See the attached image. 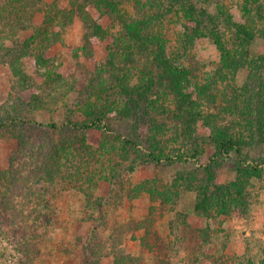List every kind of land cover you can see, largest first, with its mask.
<instances>
[{"label":"trees","instance_id":"1","mask_svg":"<svg viewBox=\"0 0 264 264\" xmlns=\"http://www.w3.org/2000/svg\"><path fill=\"white\" fill-rule=\"evenodd\" d=\"M130 1L137 6L138 15L126 14L124 7ZM240 7L244 22L233 18L224 0H5L0 5V61L9 66L16 78L14 85L22 90L32 84L23 67L32 44L40 40L49 47L64 42L75 15L84 27L75 57L92 58L94 46L106 43V54L95 65L86 86L87 99L81 110L84 119L67 116L62 124L48 122L54 130L62 128L50 145L41 143L38 149L33 148L26 124L40 122L29 121L18 110L0 120V136L9 133L17 138L20 152L8 169L0 170V236L10 237L12 232L17 236L24 262L35 260L40 245L51 239L58 222L55 198L63 190H32V184L42 178L60 189L70 185L78 189L89 215L97 213L99 219L108 213L105 205L111 203L116 209L126 199L144 193L173 209L185 190L196 193L193 211L198 216L246 210L249 180L263 173L261 161L249 150L264 146V52L252 50L253 43L264 40V0H241ZM178 11L185 20L183 49L198 37L209 36L220 52L212 75L203 83L196 82L193 91L188 90L193 69L178 64V56L167 53L161 30L168 15ZM39 15L43 20L37 24ZM116 24L121 29L112 35L108 27ZM21 31H31V35L20 41ZM36 59L45 66L51 63L44 49ZM244 70L247 75L240 82ZM135 75L139 81L133 84ZM45 83L53 89L74 87L56 72H47ZM43 103L38 93L29 102L31 107ZM88 128L101 131L97 145L85 135ZM172 142L184 145L185 150H170ZM207 145L214 147L207 162L181 169L168 181L154 177L123 186L114 182L122 171L135 170L139 163L200 162ZM232 155H236V180L217 182V166ZM100 181L114 183L109 197L98 195ZM152 213L133 225L135 231L144 230L139 238L143 245L151 244L147 239L152 236ZM4 216L8 224L2 222ZM109 228L110 239L102 242L96 239L100 236L97 225L93 226L90 240L95 243L88 246L90 258L84 264H105L104 259L111 256L113 261L108 264L137 259L124 248L120 225ZM200 233L208 249L210 227L201 228ZM132 236L137 239L136 234Z\"/></svg>","mask_w":264,"mask_h":264},{"label":"rangeland","instance_id":"2","mask_svg":"<svg viewBox=\"0 0 264 264\" xmlns=\"http://www.w3.org/2000/svg\"><path fill=\"white\" fill-rule=\"evenodd\" d=\"M5 0H0V5ZM233 18L238 22H244L240 7L241 0H224ZM125 12L129 16L138 15V8L133 1L125 4ZM43 20L42 15L36 17L37 24ZM182 14L173 12L164 21L163 28L166 38L167 53L177 55V63L191 67L192 82L188 87L193 91L196 82L203 83L209 79L216 69L220 52L215 42L209 36H200L195 43L183 49L181 35L184 31ZM159 28V27H158ZM110 33L120 31L119 24L108 27ZM31 35V31H21L20 41ZM84 27L79 17L74 16L69 25L64 42L48 45L36 40L30 50V54L24 59L23 67L32 81L26 90L14 85L16 78L9 66L0 61V120L10 118L19 111L29 121H38L40 124L27 123L32 134L34 149H38L41 143L51 144V140L61 134L62 128L54 130L48 126V122L62 124L67 116L74 120L82 121V105L87 99L86 86L94 72L95 65L106 54L105 42L94 46L95 56L75 57L74 49L82 44ZM227 38L230 39L228 33ZM12 45L10 41L7 42ZM46 50V56L51 59L49 66H45L36 59V55ZM253 52H264V40H257L252 45ZM47 72L61 73L74 87L53 89L45 83ZM247 71L239 74L240 82L243 81ZM139 81L137 75L132 79L135 84ZM38 93L43 99V106L31 107V96ZM90 93V92H89ZM89 95V94H88ZM57 97V99H56ZM45 123V124H42ZM7 128V127H6ZM6 130V129H2ZM85 135L90 143L97 145L101 138V131L85 129ZM207 151L200 162L180 161L174 164L139 163L135 170L127 169L121 172V177L114 181L120 185H129L130 182H140L147 178H160L168 181L179 170L198 168L208 161L214 152L212 145H207ZM170 150L182 152L185 146L178 142L169 144ZM249 153L256 161H261L262 177H252L247 185L249 204L246 210L236 208L229 215H217L210 217L198 216L193 211L196 199L194 191L182 192L179 202L173 209L163 207L159 202L153 201L148 193L133 200H125L118 208L111 203L104 206L108 210L107 215L99 219V215H89V208L85 204L84 195L77 192L75 187L67 186L60 189L44 178L32 184V190H63L55 198L59 216L56 227L51 232V239L40 245V252L32 263L24 262L17 236L12 232L11 236H0V264H84L90 258L89 247L94 241L92 228L97 225L100 236L98 241L107 242L112 233L109 226L119 224L124 234L123 246L128 253L137 257L135 261L127 264H264V146L258 149L251 148ZM20 157L17 138L9 133L0 136V170L8 169L12 159ZM22 158V157H21ZM254 160V159H253ZM17 160L16 162H18ZM236 155L223 162L216 168V180L219 183H227L236 180L238 170L235 167ZM116 188V187H115ZM120 188L117 187V189ZM100 197H109L114 190V183L100 181L97 187ZM116 190V189H115ZM152 213L153 229L148 240L151 244L143 245L140 241L144 230H133V225L143 221ZM180 214V215H179ZM90 218V219H89ZM135 219V220H130ZM4 224L9 219L4 216ZM130 222V223H129ZM126 225V226H124ZM135 226V225H134ZM210 227V244L208 249L204 247L201 239V228ZM131 230H130V228ZM136 234L137 239L135 236ZM113 261L111 256L104 259L108 264Z\"/></svg>","mask_w":264,"mask_h":264}]
</instances>
